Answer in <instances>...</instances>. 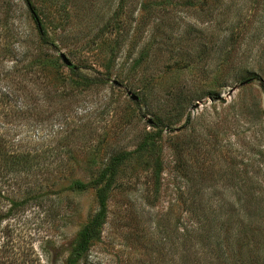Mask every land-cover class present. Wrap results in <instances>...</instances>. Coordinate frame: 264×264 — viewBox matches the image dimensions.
Instances as JSON below:
<instances>
[{
    "label": "rangeland",
    "instance_id": "rangeland-1",
    "mask_svg": "<svg viewBox=\"0 0 264 264\" xmlns=\"http://www.w3.org/2000/svg\"><path fill=\"white\" fill-rule=\"evenodd\" d=\"M30 1L0 0V264H65L99 211L70 186L121 153L79 264H232L207 208H242L236 250L264 239V0Z\"/></svg>",
    "mask_w": 264,
    "mask_h": 264
},
{
    "label": "trees",
    "instance_id": "trees-1",
    "mask_svg": "<svg viewBox=\"0 0 264 264\" xmlns=\"http://www.w3.org/2000/svg\"><path fill=\"white\" fill-rule=\"evenodd\" d=\"M29 8L33 11V7L31 5L30 0H25ZM34 16L36 17L35 13ZM41 28V27H40ZM86 83H88V79H85ZM87 85V84H86ZM85 85V86H86ZM1 103V100H0ZM160 133H157V138H159ZM0 140L2 137L0 136ZM147 143H143L141 145V148H146ZM128 158V153H121L117 156L113 157L110 164L98 175L96 179H94L92 182L85 183L82 181H76L71 186L70 189L72 191H86L89 189H94L96 191L97 201L99 205V211L95 215V217L86 225H84L79 232L76 234L75 238L70 243V250L67 255L65 264H79L82 257L86 254L88 251L90 244L94 239H96L100 233L101 229L105 223V220L107 218V202L109 199V192L112 188V185L115 180V176L117 173V168L119 165ZM157 172L159 173L160 170L157 169ZM202 191H197L194 194L190 195L191 201L195 203L198 198V194ZM0 197L1 192H0ZM203 206V205H202ZM264 206L257 205L256 208L251 209L246 207V215L249 218H251L253 215L259 214L264 217ZM207 211V212H206ZM241 211L242 208H225L220 207L218 209H203L202 214L211 219H215L212 222H205L203 221V225L201 227V235L199 236L201 240H208L210 243L208 246L212 245L213 248H211L210 253L214 254V260L216 262H224L226 260L225 252L223 251L222 244L225 243L228 246V250L231 252V256L233 258L232 264H264V239L258 238H247L246 241L242 242L239 246V248L236 250L233 241V230H234V223L241 219ZM11 212V209L7 213H0V225L1 223L7 218L9 213ZM231 215L234 218V221L231 220ZM219 216H227L229 217L227 222L220 223L221 217ZM217 218V219H216ZM205 222V223H204ZM247 227H251V222L247 224L244 223L242 225V228L245 229V232H247ZM261 229H263V225L260 226ZM254 230V229H253ZM203 232V235H202ZM189 233L188 229L186 232V235ZM223 236V237H222ZM244 237H241L240 240H243ZM217 240L216 243L214 241ZM213 242V243H212ZM206 250V249H205ZM202 253L205 255L204 250L202 249ZM207 254V253H206ZM202 255L200 259L197 258V256H194V260H196L197 264H203L200 260H203L205 263L210 264L209 261L206 260V257Z\"/></svg>",
    "mask_w": 264,
    "mask_h": 264
},
{
    "label": "water",
    "instance_id": "water-1",
    "mask_svg": "<svg viewBox=\"0 0 264 264\" xmlns=\"http://www.w3.org/2000/svg\"><path fill=\"white\" fill-rule=\"evenodd\" d=\"M60 58H61L62 62L65 64V66H67L69 68L73 67L72 62L67 58L66 55H64L63 53H61L60 54ZM128 93H129V95L131 96V98L133 100H135V101H138L139 100V97L138 96L132 94L130 91Z\"/></svg>",
    "mask_w": 264,
    "mask_h": 264
}]
</instances>
